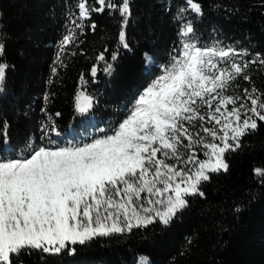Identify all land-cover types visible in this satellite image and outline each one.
<instances>
[{
	"label": "trees",
	"instance_id": "1",
	"mask_svg": "<svg viewBox=\"0 0 264 264\" xmlns=\"http://www.w3.org/2000/svg\"><path fill=\"white\" fill-rule=\"evenodd\" d=\"M79 2L0 0V63L6 65L0 83V155L14 158L31 147L63 146L68 142L62 137L88 140L101 130L114 129L140 92L161 74L160 65H168L184 42L246 49V56L236 57L240 61L251 60L256 53L264 56V0H194L200 12L192 10L187 0H129L127 21L109 8L81 18ZM113 2L119 5L121 0ZM86 3L100 7L96 0ZM188 24L193 32L182 36L181 28ZM122 26L127 48L119 42ZM70 30L74 39L61 50L60 42ZM101 52L105 59L97 60ZM244 74L250 79L237 77L225 93L242 94L245 88L264 93V65L249 64ZM81 92L94 98L84 114L76 110ZM258 125L241 138L238 150L226 153L228 171L209 173L210 179L200 186L204 195L188 196L187 207L168 224L155 217L151 223L85 243L66 242L59 253L33 250L20 260L23 264H264V178L253 171L264 170V122ZM53 126L60 135L51 131Z\"/></svg>",
	"mask_w": 264,
	"mask_h": 264
},
{
	"label": "snow or ice",
	"instance_id": "2",
	"mask_svg": "<svg viewBox=\"0 0 264 264\" xmlns=\"http://www.w3.org/2000/svg\"><path fill=\"white\" fill-rule=\"evenodd\" d=\"M96 3L100 7L80 0L79 16L109 8L127 21L129 0L119 5L113 0ZM187 3L195 12L201 11L194 0ZM192 32L191 24L181 28L182 36ZM73 39L70 30L60 42L61 50ZM119 42L128 47L123 26ZM247 54L246 49L184 42L118 127L64 146L31 147L14 158L0 155V264L18 260L23 264L21 255L33 250L59 253L66 242L85 243L122 232L131 229L133 221L139 226L151 223L155 216L168 224L187 207L188 196H203L200 186L210 179L209 173L227 172L226 153L238 150L241 138L257 130L258 121L264 122V93L245 88L243 98L250 105L238 104L241 96L225 95L237 77L250 79L244 74L249 64L264 65L260 53L251 60L236 59ZM104 59L101 52L97 60ZM5 68L0 63V83ZM110 68L109 64L105 71ZM52 71L55 74L56 68ZM91 72H97L95 65ZM93 100L78 93L76 110L88 112ZM197 124L200 131L194 134ZM51 131L60 135L55 126ZM198 145L206 159L198 158ZM253 171L264 178V170Z\"/></svg>",
	"mask_w": 264,
	"mask_h": 264
},
{
	"label": "rangeland",
	"instance_id": "3",
	"mask_svg": "<svg viewBox=\"0 0 264 264\" xmlns=\"http://www.w3.org/2000/svg\"><path fill=\"white\" fill-rule=\"evenodd\" d=\"M148 63H151V61L150 60H148ZM160 67H161V69H162V72H163V67H164V65H160ZM162 72H161V74H162ZM160 74V75H161ZM159 75V76H160ZM156 79V78H155ZM154 79V80H155ZM151 83H152V81H151ZM150 83V84H151ZM226 90V89H225ZM244 90V89H243ZM143 92V91H142ZM142 92H140V94L142 93ZM139 94V95H140ZM139 95H138V97H139ZM225 95H233V96H241L242 97V100L241 101H238V104L240 103V102H244V103H248L249 105H250V101H248V100H246V99H244L243 97H244V91H242V94H236V93H233V92H230V93H225ZM137 97V98H138ZM135 104V103H134ZM229 108H231V105H229L228 106ZM127 117V116H126ZM125 117V118H126ZM124 118V119H125ZM123 119V120H124ZM122 120V121H123ZM121 121V122H122ZM213 123H215L214 121H213ZM119 125V124H118ZM118 125L116 126V127H118ZM206 126H208V125H206ZM115 127V128H116ZM217 127H219V126H217ZM193 130V132H194V134L196 133V132H199L200 131V128H199V125L197 124V126L195 127V128H193L192 129ZM62 139H63V141H66V142H72V141H76L77 140V138H73V137H62ZM187 141H185V143H186ZM64 146V145H63ZM197 148L199 149L197 152H199V153H197V156H198V158L199 159H206V157L204 156V150H203V148H202V146H197ZM202 155V156H201ZM180 167H184V165H179ZM189 167H190V165H189ZM154 215V214H153ZM154 218H155V216H154ZM158 218V217H157ZM133 223V225H135L136 224V222L135 221H133L132 222Z\"/></svg>",
	"mask_w": 264,
	"mask_h": 264
},
{
	"label": "water",
	"instance_id": "4",
	"mask_svg": "<svg viewBox=\"0 0 264 264\" xmlns=\"http://www.w3.org/2000/svg\"><path fill=\"white\" fill-rule=\"evenodd\" d=\"M85 95H87V94H85ZM81 102H83V97H81Z\"/></svg>",
	"mask_w": 264,
	"mask_h": 264
}]
</instances>
